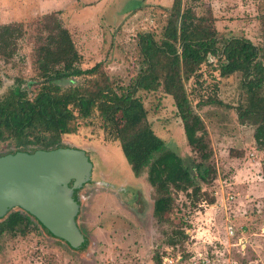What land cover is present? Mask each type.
Masks as SVG:
<instances>
[{
    "label": "rangeland",
    "instance_id": "1",
    "mask_svg": "<svg viewBox=\"0 0 264 264\" xmlns=\"http://www.w3.org/2000/svg\"><path fill=\"white\" fill-rule=\"evenodd\" d=\"M170 1L0 0V25L21 23L25 31L16 55L0 59V97L16 79L35 78L34 50L44 35L41 19L52 13L70 32L83 69L103 62L109 75L129 84L141 68L137 36L152 32L159 37L166 19L159 7ZM184 1L197 14L209 15L220 40L245 37L263 45L264 0ZM263 59L261 54L259 61ZM210 61L212 66H201V77L185 82L205 126L211 153L206 164L215 170L211 183H199L201 193L193 196L186 185L175 191L171 217L158 224L151 215L153 190L147 173L134 175L119 141H105L100 119L80 120L76 134L64 136L61 145L84 151L91 166L74 193L80 202L77 224L88 247L72 252L30 218L33 224L25 235L0 237V264H155L154 255L161 264H264V139L253 137L254 128L238 122L234 107L243 100L240 75L221 78ZM138 96L165 148L187 165L199 162V154L187 145L173 99L161 91H140ZM207 100L212 103L197 106ZM8 146L0 142V154ZM228 225L233 236L226 233ZM174 227L184 235L170 247L166 241L173 240Z\"/></svg>",
    "mask_w": 264,
    "mask_h": 264
},
{
    "label": "trees",
    "instance_id": "2",
    "mask_svg": "<svg viewBox=\"0 0 264 264\" xmlns=\"http://www.w3.org/2000/svg\"><path fill=\"white\" fill-rule=\"evenodd\" d=\"M159 9L166 14L165 25L158 38L152 32L138 34L141 68L127 85L109 75L103 62L83 69L82 55L57 13L43 16L44 35L34 50L35 78L16 79L0 97V142L9 143L8 151L0 157L62 148L61 139L76 134L80 120L98 118L105 141H119L134 175L147 173V182L153 190L151 215L158 224H163L171 217L175 191L186 185L196 196L201 193L199 183L208 185L215 177L214 168L206 164L211 153L204 123L185 89V82L201 77V66H212L210 59L215 61L214 70L219 77L240 75L243 100L234 107L238 122L252 126L253 137L263 140L264 59L259 61V57L264 54V43L258 46L245 37L234 36L220 40L209 15L197 14L184 0H172L169 7ZM24 33L21 23L0 25L1 60L9 61L16 55ZM76 80L82 81L74 84ZM140 91H161L173 99L187 145L199 154V162L187 165L179 154L165 148L164 141L148 122L147 110L138 96ZM211 103L199 101L197 106ZM32 224L30 216L11 212L0 219V237L23 236ZM38 225L72 252L84 251L89 245L78 224L85 241L77 248ZM176 230L174 227L173 240L166 241L170 247L176 245L175 238L184 235V231ZM153 261L162 262L158 255H154Z\"/></svg>",
    "mask_w": 264,
    "mask_h": 264
},
{
    "label": "water",
    "instance_id": "3",
    "mask_svg": "<svg viewBox=\"0 0 264 264\" xmlns=\"http://www.w3.org/2000/svg\"><path fill=\"white\" fill-rule=\"evenodd\" d=\"M84 151L73 148L16 152L0 157V218L17 207L53 237L77 248L84 241L73 191L90 173Z\"/></svg>",
    "mask_w": 264,
    "mask_h": 264
},
{
    "label": "flooded vegetation",
    "instance_id": "4",
    "mask_svg": "<svg viewBox=\"0 0 264 264\" xmlns=\"http://www.w3.org/2000/svg\"><path fill=\"white\" fill-rule=\"evenodd\" d=\"M8 155V154H7ZM5 156V155H4ZM2 157V156H1ZM82 188V186L80 187V188H78V189H76V191L78 192V190L79 189H81ZM75 190L73 191V198H74V193L76 192ZM17 207H15V208H13V209H16ZM18 210H20V211H15L16 213H18V214H21V215H28V216H30V218H33L31 215H29L28 213H26L25 211H23V210H21L20 208H17ZM12 210V209H11ZM11 210L10 211H8L7 213H6V215H4V216H7L9 213H11ZM3 216V217H4ZM34 219V218H33Z\"/></svg>",
    "mask_w": 264,
    "mask_h": 264
},
{
    "label": "built area",
    "instance_id": "5",
    "mask_svg": "<svg viewBox=\"0 0 264 264\" xmlns=\"http://www.w3.org/2000/svg\"><path fill=\"white\" fill-rule=\"evenodd\" d=\"M151 22V21H150ZM226 233L229 235V236H233L234 235V230H233V227L231 225H228L226 227Z\"/></svg>",
    "mask_w": 264,
    "mask_h": 264
},
{
    "label": "crops",
    "instance_id": "6",
    "mask_svg": "<svg viewBox=\"0 0 264 264\" xmlns=\"http://www.w3.org/2000/svg\"><path fill=\"white\" fill-rule=\"evenodd\" d=\"M171 1H172V0H171ZM171 1H170V2H171ZM170 5H171V4H168L167 6H164V7H169ZM183 135H184V133H183ZM184 137H185V136H184ZM149 186H150V185H149ZM150 188H151V187H150ZM151 189H152V188H151Z\"/></svg>",
    "mask_w": 264,
    "mask_h": 264
}]
</instances>
